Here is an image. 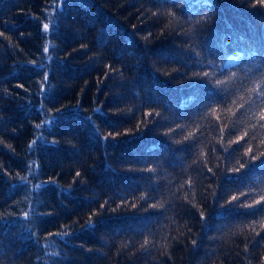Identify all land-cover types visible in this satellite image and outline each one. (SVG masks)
<instances>
[{
	"label": "trees",
	"instance_id": "obj_1",
	"mask_svg": "<svg viewBox=\"0 0 264 264\" xmlns=\"http://www.w3.org/2000/svg\"><path fill=\"white\" fill-rule=\"evenodd\" d=\"M259 88V0H0V264H264Z\"/></svg>",
	"mask_w": 264,
	"mask_h": 264
},
{
	"label": "snow or ice",
	"instance_id": "obj_2",
	"mask_svg": "<svg viewBox=\"0 0 264 264\" xmlns=\"http://www.w3.org/2000/svg\"><path fill=\"white\" fill-rule=\"evenodd\" d=\"M259 3H261L262 5H264V0H259ZM44 28H45V30H47V29H48V25L45 24V25H44ZM47 50H48V49L45 48V51H47ZM204 75H208V73H205ZM45 79H46V78H45ZM218 83H223V82H218ZM256 91L258 92V94H259L260 96L264 97V88H259V89H257ZM261 119L264 120V114L261 115ZM37 127L39 128V127H41V125H37ZM29 147H31V145H29ZM250 151H251V150H250ZM262 155H264V154H262ZM252 158L255 159L256 157L253 156ZM79 175H80V173H77V176H79ZM233 199L235 200V199H237V198H236V197H233ZM25 215H27V214H25ZM88 226H89V227L92 226L91 221H89V225H88ZM62 235H63V234H62Z\"/></svg>",
	"mask_w": 264,
	"mask_h": 264
}]
</instances>
